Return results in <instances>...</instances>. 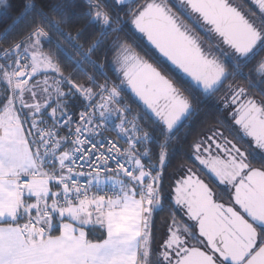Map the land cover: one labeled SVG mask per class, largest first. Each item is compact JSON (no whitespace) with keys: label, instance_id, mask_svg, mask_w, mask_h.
Wrapping results in <instances>:
<instances>
[{"label":"snow or ice","instance_id":"obj_1","mask_svg":"<svg viewBox=\"0 0 264 264\" xmlns=\"http://www.w3.org/2000/svg\"><path fill=\"white\" fill-rule=\"evenodd\" d=\"M254 4L29 0L16 22H31L0 47V264H264V0ZM140 38L191 86L136 53ZM181 145L189 159L174 167ZM102 172L123 177L120 195H90Z\"/></svg>","mask_w":264,"mask_h":264},{"label":"trees","instance_id":"obj_2","mask_svg":"<svg viewBox=\"0 0 264 264\" xmlns=\"http://www.w3.org/2000/svg\"><path fill=\"white\" fill-rule=\"evenodd\" d=\"M62 0H56V8L59 9V6L61 4ZM29 3V0H0V47H6V44L8 40H17L20 38L22 33L26 30L27 25L31 22V18L33 14H29L28 16H25L23 19H21L18 23L16 22L17 17L20 16V14L24 11L25 6ZM236 6H240L239 4L233 3ZM241 7V6H240ZM68 8L71 9V5H68ZM69 19L73 22H75L78 19V14L75 10L71 11V16ZM194 23V21H192ZM11 26V29L8 32V35L5 36L4 31L6 29H9ZM138 37L140 34H136ZM211 35L210 37H212ZM134 51L138 53L140 56H142L145 59H150V62H158L159 64H162L163 67L167 70L166 74L170 75L178 84L184 85V86H191L185 79H183L180 75L177 74L175 70H172L162 59L158 57V55L154 52L153 49L149 48L146 43L144 42L143 38H140L136 44L133 45ZM47 50V49H46ZM257 60L263 61L264 60V53H261ZM241 83H244L243 81H239ZM124 92L127 93L128 96L131 97L130 101H127L130 104H133L134 108L135 106H139L138 110H144V107L132 96L131 92L128 90V88L124 89ZM196 101H194L195 103ZM203 108L202 116L208 113V112H215V108L212 105L211 101L208 102L207 106L204 105L201 106ZM114 123H118V121H113ZM185 127L188 128L191 132V135L194 137L197 134H199L204 125L200 123L199 120L192 121H185L184 122ZM105 135L108 136H114L115 132L114 129L110 126L108 132L105 133ZM183 158L184 160H188L189 158L184 153L183 146H179V148L172 149L171 153V163H173V166H177L181 163L180 158ZM191 161H189L190 163ZM173 171V168L169 169V174H171ZM101 184L104 186H107L108 188L114 189L115 187L118 188L116 190L115 195H109L115 197L120 193V185H115L116 180L110 179L108 177H102ZM105 180V182H104ZM111 180V181H110ZM102 185V186H103Z\"/></svg>","mask_w":264,"mask_h":264},{"label":"flooded vegetation","instance_id":"obj_3","mask_svg":"<svg viewBox=\"0 0 264 264\" xmlns=\"http://www.w3.org/2000/svg\"><path fill=\"white\" fill-rule=\"evenodd\" d=\"M231 2L239 4L242 10L246 12H248L249 10H251L252 12L257 11L255 4H253L251 0H231ZM185 22L188 23L189 26L193 28L194 33L201 39L205 47H208L212 43H215V40H216L215 36L213 35L212 37H210L211 35L208 33L207 29L203 28L199 23H196L195 21L193 23L192 21H188V20H186ZM222 94H223L222 92L217 93V97L221 96ZM220 111H223V109L221 108ZM190 165H191V162H190ZM259 166H260L259 164L254 165V167H259ZM202 175H205V177L207 178V173L203 170H202ZM220 187L222 188V186Z\"/></svg>","mask_w":264,"mask_h":264},{"label":"built area","instance_id":"obj_4","mask_svg":"<svg viewBox=\"0 0 264 264\" xmlns=\"http://www.w3.org/2000/svg\"><path fill=\"white\" fill-rule=\"evenodd\" d=\"M102 177H106V179L108 177H110V179H114L116 181L119 180V181H121V183H123V177L112 176L109 173H105V172H102L99 178L101 179ZM93 179H95V178H93ZM91 184H92V189H91L90 195H94L97 193H99V194H106L107 193L109 195H115L116 190H118V188H116V187L114 189H111V188H108L107 186H104L103 184H100V183L96 184L95 182H92V180H91ZM115 185H117V184L115 183ZM118 185H120V184H118Z\"/></svg>","mask_w":264,"mask_h":264},{"label":"water","instance_id":"obj_5","mask_svg":"<svg viewBox=\"0 0 264 264\" xmlns=\"http://www.w3.org/2000/svg\"><path fill=\"white\" fill-rule=\"evenodd\" d=\"M126 2H127V0H126ZM251 2L254 4V0H251ZM143 40H144V42L146 43V45L149 47V48H151V49H153L154 50V52L158 55V57H159V54L155 51V49L147 42V40H146V38H143ZM160 59H162L163 61H164V59L162 58V57H159ZM165 63L172 69V70H175L176 72H177V74L178 75H180L183 79H185L190 85L192 84V82H191V80H190V78H188L187 76H185L183 73H181V72H179V70H177V69H175L173 66H171L170 65V63H168V62H166L165 61ZM129 91H130V89H128ZM131 92V91H130ZM132 94V93H131ZM132 96L143 106V104H142V102H140L139 100H138V98H136L135 97V95L134 94H132ZM144 107V106H143ZM146 110V109H145Z\"/></svg>","mask_w":264,"mask_h":264},{"label":"rangeland","instance_id":"obj_6","mask_svg":"<svg viewBox=\"0 0 264 264\" xmlns=\"http://www.w3.org/2000/svg\"><path fill=\"white\" fill-rule=\"evenodd\" d=\"M40 148L42 149L43 148V145H41ZM100 181L103 182L100 178H99V181L98 182H97L96 179H92V182H95L96 184H99ZM104 182H105V180H104Z\"/></svg>","mask_w":264,"mask_h":264},{"label":"crops","instance_id":"obj_7","mask_svg":"<svg viewBox=\"0 0 264 264\" xmlns=\"http://www.w3.org/2000/svg\"><path fill=\"white\" fill-rule=\"evenodd\" d=\"M100 184H101V182H100ZM121 194V192L118 194V195H120ZM117 195V196H118ZM99 234L97 233V235L96 236H94L93 238L95 239V238H97V236H98Z\"/></svg>","mask_w":264,"mask_h":264}]
</instances>
